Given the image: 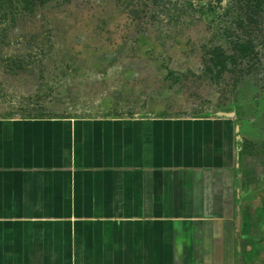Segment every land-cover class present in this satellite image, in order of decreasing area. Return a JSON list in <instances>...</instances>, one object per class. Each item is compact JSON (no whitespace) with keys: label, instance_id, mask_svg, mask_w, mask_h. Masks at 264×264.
<instances>
[{"label":"crops","instance_id":"crops-1","mask_svg":"<svg viewBox=\"0 0 264 264\" xmlns=\"http://www.w3.org/2000/svg\"><path fill=\"white\" fill-rule=\"evenodd\" d=\"M253 126L0 118V264H264Z\"/></svg>","mask_w":264,"mask_h":264},{"label":"rangeland","instance_id":"rangeland-1","mask_svg":"<svg viewBox=\"0 0 264 264\" xmlns=\"http://www.w3.org/2000/svg\"><path fill=\"white\" fill-rule=\"evenodd\" d=\"M235 12L233 0H53L20 12L0 23V118L233 113L254 122L261 155L264 19L254 61L218 79L204 71L207 49L230 56L246 39Z\"/></svg>","mask_w":264,"mask_h":264},{"label":"trees","instance_id":"trees-1","mask_svg":"<svg viewBox=\"0 0 264 264\" xmlns=\"http://www.w3.org/2000/svg\"><path fill=\"white\" fill-rule=\"evenodd\" d=\"M53 0H0V23L8 22L12 24L16 18L15 16L24 12L25 14H34L40 9L45 8ZM235 5V14L237 19L235 26L240 36L246 39H239L235 41L232 46V53L230 56L224 54L220 47L214 46L206 50L207 63L205 64V75L218 79L227 73L228 65L237 68L239 62L244 60L254 61L257 53L255 52V45L253 43V33H261V24L264 19V0H233ZM208 10L213 11L208 5ZM238 34V33H237ZM264 40V37H263ZM15 64V63H14ZM237 70V69H235ZM250 72V71H248ZM239 81L234 83V86ZM38 118V117H34ZM40 118V117H39Z\"/></svg>","mask_w":264,"mask_h":264},{"label":"water","instance_id":"water-1","mask_svg":"<svg viewBox=\"0 0 264 264\" xmlns=\"http://www.w3.org/2000/svg\"><path fill=\"white\" fill-rule=\"evenodd\" d=\"M217 115H220V114H217ZM228 115V114H227Z\"/></svg>","mask_w":264,"mask_h":264}]
</instances>
